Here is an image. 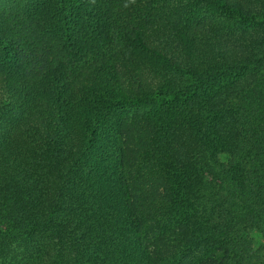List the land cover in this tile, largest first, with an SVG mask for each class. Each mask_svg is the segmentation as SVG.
Returning a JSON list of instances; mask_svg holds the SVG:
<instances>
[{
  "label": "trees",
  "instance_id": "obj_1",
  "mask_svg": "<svg viewBox=\"0 0 264 264\" xmlns=\"http://www.w3.org/2000/svg\"><path fill=\"white\" fill-rule=\"evenodd\" d=\"M0 264H264V0H0Z\"/></svg>",
  "mask_w": 264,
  "mask_h": 264
}]
</instances>
